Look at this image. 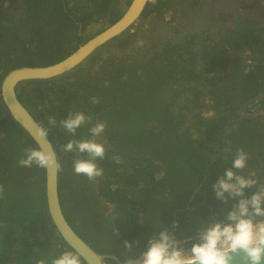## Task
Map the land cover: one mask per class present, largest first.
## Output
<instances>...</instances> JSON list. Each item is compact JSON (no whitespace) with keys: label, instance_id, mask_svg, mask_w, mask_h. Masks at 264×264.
<instances>
[{"label":"trees","instance_id":"16d2710c","mask_svg":"<svg viewBox=\"0 0 264 264\" xmlns=\"http://www.w3.org/2000/svg\"><path fill=\"white\" fill-rule=\"evenodd\" d=\"M130 1L20 0L23 11L16 13L0 0V84L12 69L63 60L92 37L84 34L90 26L113 24ZM169 5L172 0L149 2L140 17L163 16ZM255 24L234 17L233 29L219 35L224 48L210 44L208 37L190 35L182 44L160 40L155 47L150 40L128 51L135 37L124 32L86 59L98 60L97 70L88 75L76 76L72 70L70 75L17 85L18 100L39 126L48 128L49 117L58 122L47 136L62 165L60 207L69 226L97 253L115 255L121 262L137 258L160 227L169 231L173 213L187 206L176 213L178 227L173 228L185 249L198 242V231L214 223L213 218L227 223L240 198L225 203L212 186L230 167L237 149L249 154L247 165L262 157L253 119L238 117L245 105L264 108V29L253 33ZM198 40L202 43L196 51ZM101 48L106 56L99 54ZM240 50L250 51L249 65L248 57H230ZM93 97L99 103H92ZM206 110L213 114L205 115ZM69 112H83L93 124H106L102 137L96 138L110 145H105L104 158L95 161L103 169L96 189V179L73 172V162L88 159L87 154L61 148L71 139L90 138L91 124L77 129L75 136L60 126ZM25 149L38 147L0 97V264H37L42 256L56 258L72 251L48 217L44 169L18 163L26 158ZM250 190L244 198L252 195ZM124 241L132 245L130 250ZM106 264L116 263L107 259Z\"/></svg>","mask_w":264,"mask_h":264},{"label":"clouds","instance_id":"9594fccd","mask_svg":"<svg viewBox=\"0 0 264 264\" xmlns=\"http://www.w3.org/2000/svg\"><path fill=\"white\" fill-rule=\"evenodd\" d=\"M92 103L99 101L93 97ZM57 123L55 118L49 117V127L39 126L37 138L45 139L49 128L56 127ZM59 124L70 136H75L77 129L83 125H92L89 128V139H71L61 148L66 153L87 154L88 159H76L73 162L75 175H83L89 181L100 177L103 169L95 161L104 158L106 149L105 142H98L96 138L103 134L106 124L102 121L93 124L92 117L83 112H69L68 118ZM25 157L18 161L21 167L36 165L57 173L62 171L51 143L39 149H25ZM249 159V154L243 148L237 149L230 167L212 186L216 198L225 203L240 198L228 212L227 223L209 222L198 236V242L193 243L188 250L173 239L167 228L160 227L147 241V250L141 254L140 259L128 257L123 264H233V258L237 255L241 257V264H264V219H257L264 217V185H260L255 171L244 174ZM252 188L255 191L251 197L244 198L245 190ZM3 193L4 187L0 185V197ZM176 227L178 222L173 223V228ZM123 246L127 250L132 247L128 241H124ZM37 264H82V260L78 253L66 250L56 258L42 256Z\"/></svg>","mask_w":264,"mask_h":264},{"label":"water","instance_id":"95a60500","mask_svg":"<svg viewBox=\"0 0 264 264\" xmlns=\"http://www.w3.org/2000/svg\"><path fill=\"white\" fill-rule=\"evenodd\" d=\"M152 0H131L121 17L104 30L94 35L63 60L45 67H20L10 70L2 79L0 84V97L10 117L23 132L29 136L38 149L51 143L48 136L38 139L39 125L28 110L21 104L16 96L17 85L24 81H46L67 74L75 69L107 42L118 37L134 25L140 17L146 5ZM52 145V144H51ZM58 157V156H57ZM44 195L48 217L54 227L56 234L63 240L67 247L78 253L85 264H106L107 259L116 264H123L115 255L99 254L82 240L69 226L60 207L58 194V173L51 169H44ZM189 209L175 211L169 226V233L177 241L173 232V223L176 213ZM201 233V232H200ZM141 254L136 258L140 259ZM233 264H241V257L234 256Z\"/></svg>","mask_w":264,"mask_h":264},{"label":"crops","instance_id":"0c3cea01","mask_svg":"<svg viewBox=\"0 0 264 264\" xmlns=\"http://www.w3.org/2000/svg\"><path fill=\"white\" fill-rule=\"evenodd\" d=\"M171 2V0H170ZM215 0H172V5H169V9L165 11L163 14V17L165 14L169 15L171 22V25L173 26V29H177L179 31V34H175V32L169 36L166 40H164V43H180L182 44L185 41L186 36L190 35H196L200 37L201 39L208 37L210 39V44L216 45L219 48H224L223 43L219 39V35L228 29H233V20L234 17L237 15L241 16L240 14H234L229 18V21H225L224 16H219L218 19L220 21L218 22H211L206 25L199 26L197 24V20L200 19V12L201 10H214ZM176 15H175V13ZM175 15V16H174ZM242 17H246L249 19L254 20L255 25L251 26V31L253 33H256L258 29L263 30L264 29V18H257L254 15H243ZM209 21V20H208ZM202 41L198 40L196 45H195V50L199 51L200 50V45ZM138 46V45H137ZM230 57L234 58L236 56H240L241 58H246L245 59V64L249 65L250 59L249 56L250 51L249 50H240L236 52H230ZM205 104H207L205 102ZM247 107H242L241 113L242 115H238L239 120L242 119L243 116L250 117L253 119L254 126L253 129H255L258 133V136L260 138L259 141V147L262 149L261 151V156L260 158H257V161L254 165H247V167L243 170L244 174L246 175L249 171H255L257 177L260 179L259 183L260 185H264V108L259 107V108H253L250 105H245ZM205 115H212L213 113L211 111H204ZM247 112L249 114L247 115ZM234 126V125H233ZM239 174V173H238ZM251 193L255 191L254 188H252ZM251 197V194H250ZM249 197V198H250Z\"/></svg>","mask_w":264,"mask_h":264},{"label":"flooded vegetation","instance_id":"af4514ba","mask_svg":"<svg viewBox=\"0 0 264 264\" xmlns=\"http://www.w3.org/2000/svg\"><path fill=\"white\" fill-rule=\"evenodd\" d=\"M6 1L9 3V9L8 10L16 9L15 10L16 13L23 11V6H22L20 0H6ZM13 2H15V3H13ZM214 6H215V9L210 10L209 12L206 9L201 10V12H200L201 15H199L200 19L197 20V24L199 26L206 25V24L211 23V22H218V21H220L218 19L219 16L225 17V21H224V23H225L226 21H229L230 20L229 18H231V16H233L234 14H240L241 16L251 14V16L254 15L257 18H264V0H215ZM262 21H264V20H262ZM167 22H169V24H171V22H173V21L170 20V18L169 19L167 18ZM171 30H175V29H171ZM164 33H167V34H164ZM172 34L173 33L171 31L169 33L168 29H165L162 27H157V26H154L153 30L150 31V37H151V39H153V43H154L155 47L157 46L158 41L161 40L163 42ZM166 35H167V38L165 37ZM146 36L148 38L147 34H146ZM155 47H153V49ZM148 55H150V54H148ZM93 70H97V69L95 68ZM182 98H183V96H180L178 99L180 101H182ZM102 135L100 137H102ZM103 142H105V141L103 140ZM105 145L107 147H110V145H107L106 142H105ZM97 179H98V177L96 178L95 182L92 184L94 189H96V186H97ZM211 212H212V210H211ZM261 219H264V217H261ZM213 220H214V223L217 222V220L215 218H213ZM202 231L203 230H200V231H198V233H200Z\"/></svg>","mask_w":264,"mask_h":264},{"label":"rangeland","instance_id":"374dc122","mask_svg":"<svg viewBox=\"0 0 264 264\" xmlns=\"http://www.w3.org/2000/svg\"><path fill=\"white\" fill-rule=\"evenodd\" d=\"M153 1L154 0H152V2ZM3 5L6 6L5 3H3ZM7 7L8 6H6V8H4V9H7ZM175 15H176V13H175ZM167 18L168 19L170 18L169 15H167V14H165L164 17L163 16H156L154 14H152V15H150L148 17H143V18L139 17L136 20V22L134 23V25L131 26L130 29L125 31V32H127L128 35L132 34L135 37V38L132 39V44L130 45V47H127L126 50H128V51L135 50V49H132V48L136 47L137 45H138V48H139L140 45L150 43V40H153V39H151V37L147 38L146 34L148 36H150V31L153 30L154 26L168 29L169 33H170V31L174 33L175 30H171V29H173L172 28L173 26L171 24H169V22H167ZM106 27H108V26L103 27V23L98 24V25H92L84 32V34H86V35L89 34V35L94 36V35L98 34L99 32H101L102 30H104ZM128 31H129V33H128ZM164 34H167V33H164ZM165 37L167 38V35ZM109 50L111 52L115 51L114 49H109ZM105 51H106V48H101V50H99V54L101 56H106V52ZM96 61H98V60H96ZM96 61H89L87 63H85L86 62L85 61L83 64H81L78 67H76L75 69H73V71H75L74 75H76V76H80L82 74L83 75H88L93 69H95L97 67L96 66L97 62ZM68 74L70 75V72H68ZM109 208H110V211H111L113 209V206L110 205Z\"/></svg>","mask_w":264,"mask_h":264},{"label":"built area","instance_id":"2783aa9c","mask_svg":"<svg viewBox=\"0 0 264 264\" xmlns=\"http://www.w3.org/2000/svg\"><path fill=\"white\" fill-rule=\"evenodd\" d=\"M201 233H198V235L196 236L198 238V236L200 235ZM181 243V247L183 246V244L185 243V241H179ZM185 250H188V249H185Z\"/></svg>","mask_w":264,"mask_h":264}]
</instances>
